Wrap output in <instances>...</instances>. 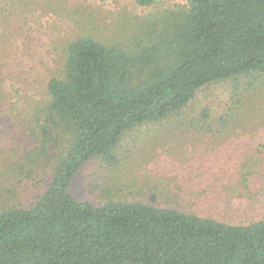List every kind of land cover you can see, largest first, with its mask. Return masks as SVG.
Masks as SVG:
<instances>
[{
	"label": "trees",
	"instance_id": "obj_1",
	"mask_svg": "<svg viewBox=\"0 0 264 264\" xmlns=\"http://www.w3.org/2000/svg\"><path fill=\"white\" fill-rule=\"evenodd\" d=\"M14 1L0 3L13 27L26 17L6 16ZM115 39L68 40L62 67L17 102L0 65V264H264V218L234 224L207 212L264 184V0H188L139 21L128 38L136 49ZM211 87L216 97L199 106ZM256 126L258 142L231 166L238 174L222 195L186 174L149 179L136 194L105 174L90 185L98 203L70 191L90 162L121 167V145L142 128L139 137L163 140L193 130L217 146L223 133ZM26 185L33 198L17 203Z\"/></svg>",
	"mask_w": 264,
	"mask_h": 264
},
{
	"label": "rangeland",
	"instance_id": "obj_2",
	"mask_svg": "<svg viewBox=\"0 0 264 264\" xmlns=\"http://www.w3.org/2000/svg\"><path fill=\"white\" fill-rule=\"evenodd\" d=\"M8 2L10 0H0L1 4ZM187 2L155 0L151 6L143 7L136 0H25L21 4L16 0L11 3L10 14L6 16L14 17L17 15L14 13L22 11L26 15L23 17L26 22L21 19L22 15H18L14 27L4 19L0 21V41L9 40L0 46V53L11 54L6 59L8 66L4 62L0 63L8 67L4 71L9 73L4 86L15 102L26 96L23 90L28 84L32 86L28 95H35L42 89L46 75L62 67L66 42L86 32L104 39L117 38L114 40L117 43L136 49L137 43L130 44L128 38L136 33L139 21L157 16L168 8L186 6ZM215 89L211 87L201 93L199 106L203 100L206 102L216 97ZM259 100L256 99L257 102ZM256 130H261V127H254L253 134L240 130L235 131V134L223 133L219 138L221 144L214 146L212 137L193 130L182 132L179 139L170 137L163 140L153 136L139 137V133L148 131V128H142L133 133L135 140L127 137L121 145V150L124 148L127 151L120 153L123 160L121 167L104 169L100 162H90L78 172L70 191L82 202L98 203L102 198L97 199L90 185L96 178L97 181L102 180L105 174L125 191L135 194L139 189L144 191V183L149 179V183H153L156 178L182 179L186 174V183L198 185L213 182L211 187H215L217 194L222 195L223 189L230 186L231 176L238 174V168L231 169V166L241 163L240 154L245 150L251 151L258 142L252 138ZM160 141L166 143L164 147L159 145ZM242 171L246 172L245 169ZM28 188L27 185L22 186L11 197L17 203L29 202L33 195ZM207 194L212 195L210 192ZM250 194L241 196L237 190V196L230 201L219 200L207 212L234 224L251 223L264 218V184H253Z\"/></svg>",
	"mask_w": 264,
	"mask_h": 264
}]
</instances>
